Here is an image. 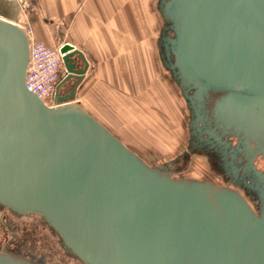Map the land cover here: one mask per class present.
<instances>
[{
    "label": "water",
    "instance_id": "95a60500",
    "mask_svg": "<svg viewBox=\"0 0 264 264\" xmlns=\"http://www.w3.org/2000/svg\"><path fill=\"white\" fill-rule=\"evenodd\" d=\"M157 7L160 58L193 113L203 94L225 91L215 130L236 137L250 164L264 156V0ZM11 8L0 11V206L40 216L81 264H264V203L255 214L234 190L145 164L76 103L81 51L60 47L55 107L27 90L28 38ZM0 264L31 263L0 251Z\"/></svg>",
    "mask_w": 264,
    "mask_h": 264
},
{
    "label": "rangeland",
    "instance_id": "374dc122",
    "mask_svg": "<svg viewBox=\"0 0 264 264\" xmlns=\"http://www.w3.org/2000/svg\"><path fill=\"white\" fill-rule=\"evenodd\" d=\"M158 1L151 0L149 7L150 12H152V19L149 20L150 32L149 38L144 43L147 51L151 53L154 59L156 79L160 83L157 84V90L168 99L165 112L159 110L158 107H154L151 110L158 118L150 110L147 115L141 114L144 115L142 121L144 120L145 123L139 126L142 135L139 133L137 137L130 130L128 131L127 127L125 128V125L117 119L116 115L114 116L108 112L104 106V101L95 99L93 102L94 106L90 107L91 102L89 99L91 100V98L89 94L92 88H96V83L97 88L99 87V91H97L99 96L105 98L108 91H105L104 78L98 79L97 69L100 66L99 63L94 64L95 67L93 66L87 84L82 91L83 101L90 105H88L89 107L85 103L83 105L89 112L93 113L95 111L93 117L115 134L125 147L134 152L150 168L160 171L166 169L172 179L204 181L224 186L240 194L239 190L224 181L221 169L217 164L218 158L216 156H218V153L213 152L215 149L209 147L203 149L192 141V128L195 126V122L191 115L194 107H191L184 99L181 88L172 78L170 71L165 69L160 58L159 34L165 26V22L158 12ZM13 2L16 5L17 12L15 23L25 29L29 36L36 40L28 18V13L32 9L34 0H13ZM3 14L7 13L3 12ZM146 23H148V19H146ZM165 36L172 38L173 33L168 31ZM44 44L59 47L57 44ZM156 58L157 61L155 60ZM171 59L172 57H170ZM105 60L108 61L107 59ZM113 90L116 96L121 94L117 89ZM108 93L111 94L112 92L108 91ZM156 96L160 95L156 94ZM163 96L160 97L164 98ZM134 120V123L130 125L133 130L137 127L136 133H138V124H136L135 118ZM149 128L156 131H149ZM190 144L195 145L193 146L195 149L192 150ZM248 203L252 207L255 204V202L253 204L249 201ZM0 220V250L21 252L22 255L30 253L45 264H77L75 260L64 254L48 227L38 217L25 215L22 218H16L12 214L0 210Z\"/></svg>",
    "mask_w": 264,
    "mask_h": 264
},
{
    "label": "crops",
    "instance_id": "0c3cea01",
    "mask_svg": "<svg viewBox=\"0 0 264 264\" xmlns=\"http://www.w3.org/2000/svg\"><path fill=\"white\" fill-rule=\"evenodd\" d=\"M150 4L151 0H34L28 13L36 40L57 46L68 43L83 53L88 68L77 88L76 103L93 117L95 111L89 112L83 105L90 104L83 101L82 91L94 64L99 63L98 79L103 77L105 91L112 93L107 91L105 98L99 96V87L93 80L96 88L90 90V107L95 99L104 101L108 112L116 115L137 137L142 133L139 126L145 123L144 115L149 110L153 112L154 107L165 112L168 104V99L157 90L160 83L156 79L154 59L144 43L150 32ZM113 89L121 94L116 96ZM134 118L138 133L137 127L133 130L130 125ZM149 131L156 130L149 128Z\"/></svg>",
    "mask_w": 264,
    "mask_h": 264
},
{
    "label": "flooded vegetation",
    "instance_id": "af4514ba",
    "mask_svg": "<svg viewBox=\"0 0 264 264\" xmlns=\"http://www.w3.org/2000/svg\"><path fill=\"white\" fill-rule=\"evenodd\" d=\"M12 3L15 4L13 0H0V11L7 13V15H11L12 12L10 10L12 9ZM224 92L225 91H209L208 93H206V95L203 94L197 112H194L191 115L192 119L195 122L192 133V141L203 149L207 147L215 149L213 152L218 153V156H216L218 158L217 164L221 169L224 181L230 183L233 188L239 190L240 195L246 200V202L249 201L253 204L255 202L254 206H251V208L253 209L255 214H259V209L263 206L264 203V192L261 189L263 184L257 178L255 172L251 169V166H255V169L257 171H260L264 174V156L263 154H257L251 165L249 162L250 158L246 149L238 143L236 137H232L221 131L215 130L214 123L211 117V108L213 101ZM188 93L189 95H192L194 92L189 91ZM252 145L254 146V144ZM190 146L192 150L195 149L193 147L195 145L190 144ZM0 210L12 214L16 218H22L25 215H32L38 217L40 221L42 220V218L37 214H24L18 216L2 206H0ZM48 230L50 231L49 228ZM50 233L53 235L56 243L61 247L64 254L75 260L77 264H81L73 255L69 254L62 248V245L55 234H53L51 231ZM0 251L19 258L24 262H28L31 264H45L39 258H36L35 255H32L30 253H27V255H22L21 252L16 251Z\"/></svg>",
    "mask_w": 264,
    "mask_h": 264
},
{
    "label": "built area",
    "instance_id": "2783aa9c",
    "mask_svg": "<svg viewBox=\"0 0 264 264\" xmlns=\"http://www.w3.org/2000/svg\"><path fill=\"white\" fill-rule=\"evenodd\" d=\"M18 27L26 34L29 45L25 86L42 103L54 107L55 89L63 73V55L60 53V46L53 47L38 42L20 25Z\"/></svg>",
    "mask_w": 264,
    "mask_h": 264
},
{
    "label": "bare ground",
    "instance_id": "6f19581e",
    "mask_svg": "<svg viewBox=\"0 0 264 264\" xmlns=\"http://www.w3.org/2000/svg\"><path fill=\"white\" fill-rule=\"evenodd\" d=\"M15 20H16V19H15ZM12 22H13V24H15L16 26H18V25L15 23V21H12ZM12 22H11V23H12ZM61 46H62V45H61ZM61 46H60V47H61ZM63 77H64V76H63ZM43 104H44V103H43ZM44 105H45V104H44ZM46 106H47V107H50V106H48V105H46ZM54 107H55V106H54Z\"/></svg>",
    "mask_w": 264,
    "mask_h": 264
}]
</instances>
